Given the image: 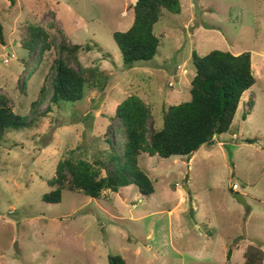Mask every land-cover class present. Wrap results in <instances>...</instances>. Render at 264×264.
I'll list each match as a JSON object with an SVG mask.
<instances>
[{
	"label": "rangeland",
	"instance_id": "1",
	"mask_svg": "<svg viewBox=\"0 0 264 264\" xmlns=\"http://www.w3.org/2000/svg\"><path fill=\"white\" fill-rule=\"evenodd\" d=\"M136 1L0 0V95L30 121L0 144V264H108L109 255L127 264H245L250 246L262 250L252 252L253 264H264V0H181V13L165 11L154 26V58L128 67L113 32L132 26ZM29 23L92 45L79 61L103 72L105 89L88 87L75 103L50 96L36 105L57 51L40 62L29 54L21 46ZM215 49L250 51L256 77L228 132L190 156L142 152L153 194L130 185L99 198L66 190L61 203L42 199L60 160L104 158L106 134L118 144L113 116L129 95L150 104L152 126L162 127L168 106L191 99L193 52Z\"/></svg>",
	"mask_w": 264,
	"mask_h": 264
},
{
	"label": "trees",
	"instance_id": "2",
	"mask_svg": "<svg viewBox=\"0 0 264 264\" xmlns=\"http://www.w3.org/2000/svg\"><path fill=\"white\" fill-rule=\"evenodd\" d=\"M10 2L14 4L16 0ZM133 8L132 26L126 31L113 32L128 67L154 58L160 46L155 24L165 11L174 14L182 11L181 0H137ZM0 31L2 34V27ZM59 33V36L53 35L35 23L22 27L21 46L29 54L36 52L38 62L53 48L57 51L50 87H42L36 105H41L50 96L54 104L75 103L85 98L88 87L105 89L103 72L98 67H84L79 61L80 51L91 50L92 45L73 43L61 29ZM192 61L196 73L191 82V99L168 106L162 127L152 126L150 104L137 94L129 95L118 104L113 116L119 131L118 144L106 134L109 149L104 158L92 162L80 157L60 160L55 175L48 180L52 189L43 194L42 199L51 204L61 203L66 190L99 198L105 189L117 192L130 185H137L144 195L153 194L154 182L139 166L142 152L163 158L190 156L202 145L212 142L216 135L228 132L244 93L256 83L251 52L234 54L215 49L201 56L194 51ZM27 82L24 78L19 84L23 91ZM247 114L243 115L244 119ZM29 124L30 121L10 105V98L1 94L0 144L8 132L24 129ZM252 252L262 255L261 249L250 246L245 264H253L255 254L252 256ZM108 259V264H127L122 255H109Z\"/></svg>",
	"mask_w": 264,
	"mask_h": 264
},
{
	"label": "water",
	"instance_id": "3",
	"mask_svg": "<svg viewBox=\"0 0 264 264\" xmlns=\"http://www.w3.org/2000/svg\"><path fill=\"white\" fill-rule=\"evenodd\" d=\"M235 197H236V199L238 200L239 203L243 204L246 208L248 207V204L246 202V199H245L244 195H242L240 193H237L235 195Z\"/></svg>",
	"mask_w": 264,
	"mask_h": 264
},
{
	"label": "built area",
	"instance_id": "4",
	"mask_svg": "<svg viewBox=\"0 0 264 264\" xmlns=\"http://www.w3.org/2000/svg\"><path fill=\"white\" fill-rule=\"evenodd\" d=\"M234 188L237 189L238 188V185L237 184H234Z\"/></svg>",
	"mask_w": 264,
	"mask_h": 264
},
{
	"label": "clouds",
	"instance_id": "5",
	"mask_svg": "<svg viewBox=\"0 0 264 264\" xmlns=\"http://www.w3.org/2000/svg\"><path fill=\"white\" fill-rule=\"evenodd\" d=\"M237 190V189H236Z\"/></svg>",
	"mask_w": 264,
	"mask_h": 264
}]
</instances>
